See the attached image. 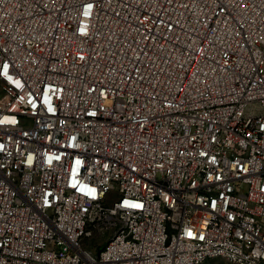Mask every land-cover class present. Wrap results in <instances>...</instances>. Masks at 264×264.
<instances>
[{
    "label": "built area",
    "instance_id": "1",
    "mask_svg": "<svg viewBox=\"0 0 264 264\" xmlns=\"http://www.w3.org/2000/svg\"><path fill=\"white\" fill-rule=\"evenodd\" d=\"M264 264V0H0V264Z\"/></svg>",
    "mask_w": 264,
    "mask_h": 264
},
{
    "label": "rangeland",
    "instance_id": "2",
    "mask_svg": "<svg viewBox=\"0 0 264 264\" xmlns=\"http://www.w3.org/2000/svg\"><path fill=\"white\" fill-rule=\"evenodd\" d=\"M201 264H233V263H230L223 258H214V259L206 260Z\"/></svg>",
    "mask_w": 264,
    "mask_h": 264
}]
</instances>
